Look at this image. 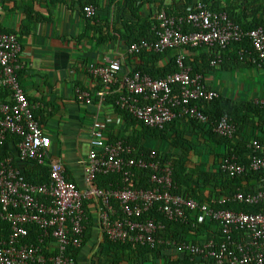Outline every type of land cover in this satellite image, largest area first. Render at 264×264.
<instances>
[{
    "label": "built area",
    "instance_id": "built-area-1",
    "mask_svg": "<svg viewBox=\"0 0 264 264\" xmlns=\"http://www.w3.org/2000/svg\"><path fill=\"white\" fill-rule=\"evenodd\" d=\"M83 11L87 18L96 14L94 6L87 4ZM160 30L157 39L133 43L127 49L129 55L163 53L169 49L218 47L228 49L234 43L250 39L259 61L264 66V30L257 28L245 32L235 25L227 13L212 12L202 4L178 19L169 17L165 11L158 15ZM191 26L194 31L185 32ZM21 45L18 37L7 33L1 26L0 14V88L10 92L9 101H0V147L9 136H17L18 150L24 161L49 163L50 179L42 185L28 182L24 173L13 163L11 157L0 160V219L10 226L7 238L0 239V264H78L68 254V249L82 248L86 230L84 201H95L98 206L99 226L103 237L115 243H131L155 248L166 245L176 252L212 264H264V208L258 213H246L223 208L227 203L246 205L264 204V189L256 193H237L218 201L219 207L200 203L173 193V169L170 163L164 166L155 162L153 151L148 158L133 157L134 148L124 141L111 142L106 135L110 125L121 124V118L113 119L107 114L93 116L90 130L89 152L82 159L87 188L66 180L64 163L50 161L52 141L44 132L43 125L35 116L37 105L20 86L18 71L21 66L18 56ZM221 57H218V62ZM217 60L212 61L215 66ZM178 71L161 79H153L140 72L131 73L123 67L119 58L107 60L106 64H92L87 72L100 79L102 88L94 94L76 88L79 101L87 106H100L115 88L122 85L126 94L117 101L121 110L127 111L145 126L163 129L177 117L189 116L202 122L206 117L194 102L210 101L217 97L207 89L203 77L192 75L185 65L184 56L176 61ZM177 93V94H176ZM98 99V103L94 102ZM223 137L231 138L235 126L223 118L214 128ZM249 148L264 151V143L254 140ZM134 168L151 170V189L130 187ZM223 170L230 177L247 171H264V157L253 156L250 162L238 164L227 160ZM121 174L123 186L117 190H104L96 185L100 175ZM119 203L121 214L113 209L111 201ZM171 222H187L188 213H197L200 221L216 222L223 235L222 242L210 240L202 245L187 242L162 241L158 233L165 225L154 220L136 221L155 205ZM40 227L39 244H30L29 225ZM237 235L236 239L234 236ZM49 239L56 245L53 257H47L41 248ZM197 264V263H196Z\"/></svg>",
    "mask_w": 264,
    "mask_h": 264
},
{
    "label": "trees",
    "instance_id": "trees-1",
    "mask_svg": "<svg viewBox=\"0 0 264 264\" xmlns=\"http://www.w3.org/2000/svg\"><path fill=\"white\" fill-rule=\"evenodd\" d=\"M80 1L83 6L80 13L87 25L92 28L94 33L92 42L98 48L110 42H116L120 50L127 51L133 43L142 40H156L160 30L158 15L161 11H165L169 17L178 19L185 16L189 8L195 9L198 4H202L212 12L227 13L230 20L245 32L257 28L264 30V0H172L171 5H166V0H109L110 6L113 4L115 6L112 20L108 17L102 18L98 12L99 3L102 0ZM84 4L95 7L94 17H86L83 11ZM144 4L154 6L148 14L143 13ZM184 31L191 32L194 29L186 25ZM179 55L184 56L185 65L191 69L192 75H201L203 81L204 77L217 71L229 72L246 69L249 66L258 67L259 64L251 40L244 39L240 43L232 44L226 50H220L218 47L212 49L187 47L181 50L169 49L163 53H142L131 56L126 65L131 73L140 72L153 79H161L178 71L176 61ZM219 56L221 57L220 62H218ZM214 60L218 62L215 66L212 65ZM100 83L102 82H99L100 88L98 87L97 90L102 88ZM205 86L215 91L206 84ZM0 92H3L0 101H4L9 92L3 88H0ZM215 92L217 97L214 99L201 100L192 104L197 106L206 117L205 122L189 116L177 117L163 129L145 126L127 111L121 110L117 101L123 94H126L125 91L122 94L111 93L107 96L106 102L112 104L116 114L123 119V124L108 132L109 140L111 142L124 141L132 146L134 148L133 157L148 158L154 151L155 162L159 161L163 166L170 163L173 169V193L175 195L195 199L200 203H208L212 207H219L218 201L233 197L237 193H256L264 189V171H247L240 176L230 177L223 170V166L227 160L231 159H235L238 164L247 165L253 156L264 157V151L254 152L249 148L254 140L264 143V102L238 99ZM96 101L95 99L94 102ZM35 116L42 123L37 112ZM223 118H228L235 126V133L231 138L220 136L214 131L215 126ZM9 138L20 141L17 136ZM3 158L0 156V160ZM28 162L30 167L23 172L26 180L36 185L48 183L49 163L40 165L37 162ZM132 173L131 188L151 189L154 187L151 183L153 171L134 168ZM66 180L71 182L67 177ZM96 185L104 190L120 189L123 186L122 175H100L97 177ZM111 205L118 214H121L117 201L112 200ZM92 207L98 210L97 202L84 201L86 230L83 236V246L92 241L94 230L98 227V216L93 213ZM222 207L252 214L261 212L264 204L246 205L231 202ZM158 208L157 204L141 217L133 219L136 221L152 219L163 223L165 229L158 233L159 240L199 245L210 240L219 243L223 241L218 223L200 221L197 213H188L187 222H171ZM0 223L3 224L5 231L1 238H7L10 234V226L2 220ZM27 228L29 236L26 242L38 245L42 230L39 226L32 224ZM237 235L234 236L235 239ZM50 241L51 239L41 245L43 252L48 250ZM97 246L91 264H212L211 261L198 259L193 262L192 257L178 253L174 248L166 245L150 248L131 243H115L104 236ZM80 250L81 248L73 247L68 249L69 256L76 263H78Z\"/></svg>",
    "mask_w": 264,
    "mask_h": 264
},
{
    "label": "crops",
    "instance_id": "crops-1",
    "mask_svg": "<svg viewBox=\"0 0 264 264\" xmlns=\"http://www.w3.org/2000/svg\"><path fill=\"white\" fill-rule=\"evenodd\" d=\"M99 4L98 12L102 18L108 17L112 20L114 4L110 6L109 0H102ZM165 4L171 5L172 0H166ZM82 7L80 0H0L1 26L5 32L15 34L21 45L18 56L21 66L18 71L20 86L37 105L36 112L42 121L44 132L52 141L50 161L61 160L65 166L66 177L80 190H85L87 184L81 161L89 152L93 116L100 113L101 118L107 114L113 119L121 117L106 99L97 107L85 105L77 99L76 88L94 94L99 91L97 89L100 88L101 80L90 75L87 67L92 64H106L109 59L119 58L125 68L132 55L120 50L116 42L96 47L92 42L93 30L80 13ZM152 7V4H144L143 13L148 14ZM229 72H236L245 82L253 81L254 74L264 79V68L259 66ZM225 73L227 72H214L204 77V81L210 89L228 96L227 91L222 90ZM123 92L122 85L115 88L116 94ZM2 93L0 92V96ZM240 97L244 99L247 95L242 93ZM95 99L98 103V99ZM257 99L264 102L260 96ZM9 100L10 92L4 101ZM121 120V124L109 126L106 132L108 138V132L112 128L123 124V119ZM9 137L0 147V156L11 157L13 163L24 172L29 169L30 163L20 158L18 140ZM92 208L93 213L99 217L98 210ZM4 232L3 224L0 223V239ZM102 239L98 222L92 241L80 250L78 264H91L97 245ZM43 253L49 258L55 255L56 245L53 240L49 242L48 250Z\"/></svg>",
    "mask_w": 264,
    "mask_h": 264
},
{
    "label": "rangeland",
    "instance_id": "rangeland-1",
    "mask_svg": "<svg viewBox=\"0 0 264 264\" xmlns=\"http://www.w3.org/2000/svg\"><path fill=\"white\" fill-rule=\"evenodd\" d=\"M107 48L109 49V46ZM253 77V81L245 82L236 72H227L222 80V90L227 91L229 97L242 99L240 94L243 93L247 95V97H244V100L247 99L256 102L258 96H260L261 100H264V79H261L259 75L255 74Z\"/></svg>",
    "mask_w": 264,
    "mask_h": 264
}]
</instances>
